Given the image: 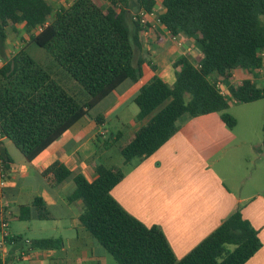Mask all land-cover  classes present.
<instances>
[{"label": "trees", "instance_id": "trees-1", "mask_svg": "<svg viewBox=\"0 0 264 264\" xmlns=\"http://www.w3.org/2000/svg\"><path fill=\"white\" fill-rule=\"evenodd\" d=\"M73 0L56 12L48 0H0V57H5L8 27L25 24L29 41L0 67V137L10 140L32 162L44 150L111 95L123 83L137 82L142 67L156 72L144 49L143 27L133 19L126 0ZM157 0H136L138 10L151 13ZM159 20L172 37L184 35L200 49L198 64L185 56L173 67L176 82L170 86L158 75L145 84L134 99L137 121H150L120 145L123 133L103 141V148L117 145L125 164L156 153L179 130V122L220 113L234 129L237 119L228 112L232 102L264 99V87L251 80L234 85L237 70L252 72L264 67V0H162ZM44 27L40 32L38 28ZM35 45L51 58L38 62L28 51ZM220 78L229 87L223 97L211 81ZM73 82L78 84L77 87ZM264 129V127H263ZM264 146V140H263ZM1 159L13 163L7 151ZM51 186L72 180L75 191L69 201L84 204L79 221L89 236L118 264H245L261 248L258 231L239 206L182 259H177L160 227H148L127 212L112 196L125 178L122 168L101 163L96 179L89 182L66 165L55 162L43 171ZM19 220H52L40 197L22 206ZM9 240L21 243L23 237ZM64 246L62 238H42L31 249L53 250ZM0 264H7L0 256Z\"/></svg>", "mask_w": 264, "mask_h": 264}, {"label": "crops", "instance_id": "crops-1", "mask_svg": "<svg viewBox=\"0 0 264 264\" xmlns=\"http://www.w3.org/2000/svg\"><path fill=\"white\" fill-rule=\"evenodd\" d=\"M142 36L144 49L152 64L156 65V72L143 65L141 78L137 82L123 83L110 95L112 100L102 112L83 118L32 162L24 159L22 163H16L10 154L8 139L0 138V174L4 169L7 176L0 196V221L9 223V232L13 236L23 237L22 243L6 247L9 256L4 260L7 263L22 260L17 258L20 252H27L30 256L28 259L34 264L95 262L99 244L85 232L79 221L84 204L81 200H68L75 191V183L69 180L51 186L43 175L51 164L60 162L89 182L96 179L98 164L107 163L122 168L125 178L113 188V198L146 226L160 227L179 260L241 206L243 217L258 231L262 243L245 264H264L263 139L252 140L239 135L234 131L236 127L229 129L220 116L216 118L213 113L182 120L179 130L156 153L144 160L134 159L131 163H124L117 145L138 132L152 118L151 115L136 120L139 108L134 99L140 89L154 75L170 86L174 85L176 70L173 63L185 56L193 64H198L201 57L193 39L184 35L172 37L160 24ZM236 72L234 84L236 79H251L259 86L264 82V76L259 74L252 77L245 73L241 77L242 74ZM112 118L122 120V127L127 132L117 145L104 149L103 141L109 138L104 126ZM3 150L13 159L8 167L1 159ZM242 157L250 168L247 167L245 172L243 170L241 176L234 168L236 175L233 176L228 168L235 167ZM35 197L42 198L51 211L52 220L48 221L53 222L58 235L52 238L63 239L61 249L34 250L31 245L24 247L23 242L28 243L24 241V234L19 232L17 223L29 221L19 220L20 209L30 205ZM72 229L75 234H72ZM26 230L30 228L26 227ZM100 252L104 258L105 250Z\"/></svg>", "mask_w": 264, "mask_h": 264}, {"label": "rangeland", "instance_id": "rangeland-1", "mask_svg": "<svg viewBox=\"0 0 264 264\" xmlns=\"http://www.w3.org/2000/svg\"><path fill=\"white\" fill-rule=\"evenodd\" d=\"M54 7V12L51 18L49 19V22H51L56 12L61 9V7H68L73 0H48ZM102 2L108 3V0H102ZM123 3V2H122ZM125 5V3H123ZM126 6L128 9H130L131 13H137L138 7L136 4V0H126ZM163 3L162 0H157L155 5V13H156V20L159 18V14L163 12ZM8 33V41L7 46L5 50V57H0V67L5 63L6 60L11 59L30 39L29 33L27 32L25 26L23 24L16 25L14 27L10 26L7 29ZM28 51L34 56V58L38 62H42V64H48L45 63V61H49L51 58L48 56L47 52L39 47H36L35 45H31L28 47ZM245 70H240L236 73L242 74L241 77L245 75ZM254 72V71H253ZM261 73V72H260ZM262 77L264 76V69L262 71ZM260 75V74H259ZM240 76V75H238ZM258 76V75H257ZM211 80L213 81L215 76H212ZM72 81V80H70ZM73 82V81H72ZM77 87L78 84L73 82ZM240 84V81L236 79V84ZM264 87V82L262 85ZM112 100V96H108L105 98L102 102H100L94 109L91 110L90 115H97L98 113L102 112L104 109L107 108L109 102ZM229 113H231L236 119H237V125L235 128V132L239 135L247 136L249 139L257 140L263 139L264 140V99H261L256 102L252 103H235L232 102L230 105V108L228 110ZM128 116L130 113L127 111ZM220 113H214V117H219ZM104 129L108 132V137H111V135L117 136L118 133L125 134L127 132L126 128L122 127V120L119 121L116 118H112L111 120L107 121L106 125L104 126ZM9 144L10 147V154L15 160L16 163H22L24 161V156L21 154V152L16 148L12 142L9 140L6 141ZM246 155V153H244ZM247 167L250 168V164L244 161L243 157L236 163L235 167H230L228 170L231 174L236 175L234 170L238 172V176L243 175V170L247 169ZM235 168V169H234ZM26 227H29L30 230H26ZM17 228H19V232H22L24 234V241H30L32 242L35 239L45 238V237H55L58 236L57 233L54 231V224L51 221H40V220H32L29 222H22L17 223ZM72 234H75L74 230L72 229ZM91 239V238H90ZM30 242L26 244L23 242V245L25 248L30 247ZM22 243V242H21ZM96 245H98L96 243ZM8 248L13 245H6ZM99 251L96 254V258H94L95 262L90 263L87 262L85 264H118V262L110 256L108 253H106L104 258L103 255H100V251L103 249L102 246L98 245ZM11 248V247H10ZM31 251V250H27ZM93 259V258H92ZM7 264H34L29 259H22V260H12L9 261ZM44 264H48V262H45Z\"/></svg>", "mask_w": 264, "mask_h": 264}, {"label": "built area", "instance_id": "built-area-1", "mask_svg": "<svg viewBox=\"0 0 264 264\" xmlns=\"http://www.w3.org/2000/svg\"><path fill=\"white\" fill-rule=\"evenodd\" d=\"M117 1H118V6H123L122 1H120V0H117ZM132 16H133V19L135 21L139 22L143 27H145V30L143 33H146V35L148 34V31L151 28L155 27L158 24L161 25L159 18L156 20L155 10L153 12L149 13L146 10L141 9V10H138L137 13H132ZM48 24H49V22L46 23L44 26L39 27L37 32L42 31L44 29V27L47 26ZM259 57L264 61V48L260 51ZM263 69H264V67H261L259 69L253 70L254 72L252 71V72H250V73L248 72L246 74L252 75V77H255V75H258V74L262 75ZM211 78H213V77H211ZM243 80H246V79H241L240 84L243 82ZM212 82L215 83L220 95H222L223 97H229L230 96L229 87L226 83H224V81L222 79L215 77ZM233 82H234V80H233ZM252 82H254V81H252ZM237 85H239V84H237ZM6 182H7V176L5 174L4 169H2V172L0 174V196L3 194V189L6 186ZM0 237H1V240H0V256L4 260V258L9 256V253L7 252V249H6V247H7L6 245L9 244L10 239L14 238L13 235L9 232V223L6 221H0ZM26 242L29 243L30 241H26ZM14 244H15L14 242H11L9 245H14ZM17 258L18 259H25V258L28 259V258H30V256L27 252H20L19 257H17Z\"/></svg>", "mask_w": 264, "mask_h": 264}]
</instances>
